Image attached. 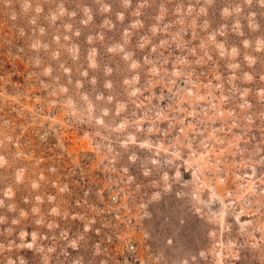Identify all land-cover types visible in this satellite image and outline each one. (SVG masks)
I'll return each instance as SVG.
<instances>
[{
  "label": "rangeland",
  "instance_id": "374dc122",
  "mask_svg": "<svg viewBox=\"0 0 264 264\" xmlns=\"http://www.w3.org/2000/svg\"><path fill=\"white\" fill-rule=\"evenodd\" d=\"M0 264H264V0H0Z\"/></svg>",
  "mask_w": 264,
  "mask_h": 264
}]
</instances>
